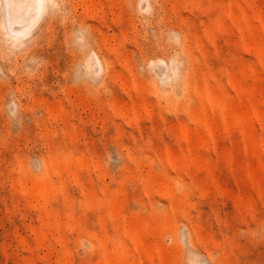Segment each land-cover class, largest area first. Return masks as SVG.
Instances as JSON below:
<instances>
[{
	"label": "rangeland",
	"instance_id": "obj_1",
	"mask_svg": "<svg viewBox=\"0 0 264 264\" xmlns=\"http://www.w3.org/2000/svg\"><path fill=\"white\" fill-rule=\"evenodd\" d=\"M0 0V264H264V0Z\"/></svg>",
	"mask_w": 264,
	"mask_h": 264
},
{
	"label": "bare ground",
	"instance_id": "obj_2",
	"mask_svg": "<svg viewBox=\"0 0 264 264\" xmlns=\"http://www.w3.org/2000/svg\"><path fill=\"white\" fill-rule=\"evenodd\" d=\"M7 19L10 26L20 30L23 25L36 18L40 12L42 0H5Z\"/></svg>",
	"mask_w": 264,
	"mask_h": 264
},
{
	"label": "snow or ice",
	"instance_id": "obj_3",
	"mask_svg": "<svg viewBox=\"0 0 264 264\" xmlns=\"http://www.w3.org/2000/svg\"><path fill=\"white\" fill-rule=\"evenodd\" d=\"M38 7L42 8V7H43V4H42V3H41V4H39V5H38Z\"/></svg>",
	"mask_w": 264,
	"mask_h": 264
}]
</instances>
